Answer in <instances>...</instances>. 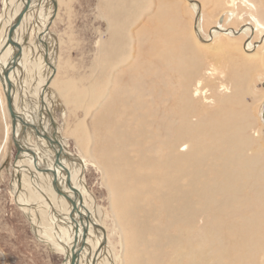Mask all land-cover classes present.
Listing matches in <instances>:
<instances>
[{"label":"rangeland","instance_id":"1","mask_svg":"<svg viewBox=\"0 0 264 264\" xmlns=\"http://www.w3.org/2000/svg\"><path fill=\"white\" fill-rule=\"evenodd\" d=\"M182 1L59 0L48 27L56 65L45 76L43 105L91 200L105 214L115 204L134 264H173L183 246L180 227L211 235L205 264H238L235 228L264 219V149L256 152L264 145V32L238 0L194 1L201 9ZM251 2L264 23V0ZM196 17L200 45L181 60L180 36L188 37ZM28 36L23 40L35 42ZM9 129L0 89V264H63L12 194L17 150ZM167 155L180 165H163ZM249 169L254 179L246 183ZM230 180L239 192L219 202L217 217L218 194L210 202L204 191ZM165 193L174 205L186 201L178 226L161 208ZM103 220L98 238L120 255L113 223ZM218 224L226 230L215 237ZM260 253L250 264H264Z\"/></svg>","mask_w":264,"mask_h":264},{"label":"bare ground","instance_id":"2","mask_svg":"<svg viewBox=\"0 0 264 264\" xmlns=\"http://www.w3.org/2000/svg\"><path fill=\"white\" fill-rule=\"evenodd\" d=\"M191 1L201 9V4L194 2L196 0H183L182 6ZM233 1L235 0H230V3ZM238 1L254 11V14H250L253 27L262 34L264 23L260 21L255 5L251 0ZM57 4H59V0H1L0 89L5 100L11 138L13 144L17 146L16 160L12 165V194L17 197V206L31 225L34 235L41 243L49 246L53 252L62 255L63 264H74L73 257L76 252L79 254L78 264H134L132 259L126 255L132 242L130 243L126 237V231L123 230L116 215L115 204H111L110 212L105 214L91 200V196L72 170L73 163L71 161L74 159L67 153L60 138L56 136V132H52L50 129L53 126L49 118H52V113L49 107L43 105L42 92L43 85L47 80L46 73L53 68V65L54 67L56 65V52L54 50L55 53L50 52L53 40L48 27L56 14ZM197 19L199 18L196 17L194 24L192 23L188 37L180 36L181 44H178L180 45L179 50H182L179 53L180 56L182 55L181 60H183L182 57H184L186 50L194 49L200 45L198 30L195 31L194 28ZM32 32L35 34V42L28 44L27 35L30 36ZM24 33H26L25 40L22 38ZM210 46V44L205 45L207 48ZM50 65H52L51 68ZM53 70L49 72L50 75L53 74ZM3 72L7 74V80L4 78ZM7 81L15 122L13 129L6 100ZM196 85L194 93L197 94L203 84L198 81ZM49 93L53 95L52 91ZM57 93L61 94V91H57ZM77 97L80 100V96ZM90 97V99H95V97ZM52 138H55L60 145V157L57 165L54 163L57 149L54 150ZM252 144L253 142L251 146ZM256 148L258 153L264 149V145L260 143ZM171 151H175V147L171 148ZM168 155L164 157L163 165H180L177 160H174L177 159L175 156L171 157L172 160H170ZM160 159L163 160L162 157ZM93 160L101 168L103 176L108 177L106 169L100 166L102 163L96 160V157H93ZM256 161L257 159L255 163ZM259 164L263 166L261 163ZM259 170L260 175L263 176L264 167H259ZM252 171V169L248 170L245 177L246 183L252 178L254 179ZM240 183L248 187V184L243 180H240ZM212 188L213 190H211ZM212 188L206 189L207 192L204 191V195L210 201V197L218 194L215 204L216 216L218 217V213L221 211L220 209L218 211L219 202L228 204V200L236 197L239 190L231 180L225 185L221 184V186L217 185ZM198 198L201 203L203 197L199 195ZM159 201L162 210L165 209L164 214L169 223L178 226L181 218L187 212L186 201L181 199L174 205V201L167 198L166 193L161 195ZM107 217L111 219L113 233L117 234L118 244L124 250L121 251L120 255H116L107 245H103V240L100 241L98 238L99 233L103 232L104 234L107 229L103 222V219ZM257 222L259 223H246L242 220L239 227L235 228L238 234L233 232L235 237L238 235V243L236 242L234 245L238 264H250L255 254L258 255L261 250L263 251L260 253V258L264 263V244H261L264 242V219L261 218ZM224 230L226 229L218 224L215 237ZM180 231L184 235L181 238L183 246L173 264H205L204 254L207 252L211 235L207 232L204 236L194 235L184 227H180ZM257 250L259 253H256Z\"/></svg>","mask_w":264,"mask_h":264},{"label":"water","instance_id":"3","mask_svg":"<svg viewBox=\"0 0 264 264\" xmlns=\"http://www.w3.org/2000/svg\"><path fill=\"white\" fill-rule=\"evenodd\" d=\"M26 7V6H25ZM3 76H4V78L7 80V74L5 73V72H3ZM8 89H9V83H8V81H7V93H6V100H7V105H8V110H9V113H10V115H11V125H12V129H13V127H14V124H15V122H14V115H13V112H12V109H11V102H10V100H9V94H8ZM22 125H24L23 123H22ZM52 140H53V142H54V150H56V154H55V159H54V163H55V165H57L58 164V160H59V157H60V145H59V143L57 142V140L55 139V138H52ZM15 148H16V150H17V146H16V144H15ZM84 239L82 238V241H83ZM78 256H79V254L76 252V254L74 255V257H73V261H74V264H78V262H77V259H78Z\"/></svg>","mask_w":264,"mask_h":264}]
</instances>
